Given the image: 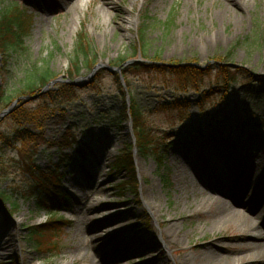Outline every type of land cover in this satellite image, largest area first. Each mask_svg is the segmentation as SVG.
I'll return each mask as SVG.
<instances>
[{"label": "rangeland", "instance_id": "1", "mask_svg": "<svg viewBox=\"0 0 264 264\" xmlns=\"http://www.w3.org/2000/svg\"><path fill=\"white\" fill-rule=\"evenodd\" d=\"M14 1L0 0V13L19 5L30 16L31 29L23 55L12 57L6 66L0 54V88L6 97H16L21 71L33 63L46 61L57 74L54 80H61L49 87L51 91L103 66L98 67L91 84L77 88L78 96L72 100L45 102L41 96L27 100L28 107L45 106L39 116L42 127L31 126L42 137L35 145L33 161L42 169L61 164L62 188L71 204L57 217L69 224L50 239L59 244L56 251L33 249L27 240L30 227L50 217L36 211L33 202L20 198L16 213L7 223L0 221V264H196L198 251L219 242L236 246L230 249V259L222 258L223 264H264V259L256 257L259 249H238V245L256 244L250 235L264 232L256 199L253 213L235 208L241 219L256 221L259 231L246 227L240 219L225 228L212 227L214 218L205 207L218 195L195 175L196 170L203 172L207 160L240 202L248 197L240 191L241 180L252 166L253 181L259 196L264 197V160L254 166L250 156L255 153L264 158V0ZM81 32L96 61L92 69L83 63L81 72L70 78L68 70L73 67ZM227 54L233 65L229 67L242 74L229 92L221 91L213 76L206 79L201 91L179 92L158 72L124 74L136 63L159 68L191 63L214 75L216 58ZM122 58L127 61L120 66ZM136 60L140 62H131ZM102 71L106 73L98 84L100 89H94ZM115 75L131 92L130 98L132 95L143 110L165 148L163 167L153 156L135 150L138 194L125 184L127 171L114 170L122 150L135 140L133 124L123 115L125 97ZM204 90L214 95L205 100ZM128 97L127 93L126 100ZM174 106H182L184 112ZM5 107L0 105V113ZM8 115L0 119L4 130L9 129ZM68 127L85 150L83 161L77 157L76 143L64 149L59 146ZM241 145H249V152ZM228 149L238 150L239 155L226 164L218 151ZM19 150L30 149L21 144L5 155L9 175L0 181L5 193L15 192L28 179L17 165L25 158V154H16ZM10 196L11 203L16 196Z\"/></svg>", "mask_w": 264, "mask_h": 264}, {"label": "trees", "instance_id": "2", "mask_svg": "<svg viewBox=\"0 0 264 264\" xmlns=\"http://www.w3.org/2000/svg\"><path fill=\"white\" fill-rule=\"evenodd\" d=\"M17 3L19 1L15 0ZM14 1V2H15ZM31 19L24 9L19 5L12 8H7L0 13V54L3 57V63L7 66L8 61L14 56L23 55L27 49L25 46V40L30 33ZM230 55L227 54L224 57L216 58V61L220 62L216 67V71L213 75L211 71H202L197 67L191 65V63L182 64L178 67L159 68L157 65L140 63L133 64L128 67L124 74L125 76H140L142 74L160 73L163 74L165 80H170L178 87L179 92H186L188 90L201 91L205 84L206 79L213 76L221 91L228 92L232 85H234L242 76L239 69L229 67L224 63L229 62ZM96 57L93 56L92 46L88 41L84 32L80 33L79 43L76 49L75 57L72 61V68L68 71L70 78H74L75 75L81 72L82 64L92 69L95 65ZM127 61L122 58L120 66ZM158 62V58H155ZM46 61L33 63L27 65L21 71L20 86L17 89V95L5 96V90H0V105L8 107L11 103L20 97L33 96L40 93L51 81H53L57 74L46 66ZM118 65V66H119ZM160 70H157V69ZM168 72V75H166ZM106 71L99 73V77L94 81L93 88L100 89L99 83L103 80ZM114 81L118 83V87L125 97L124 106V118L126 120L132 119L133 131L136 138V148L138 153L144 156H153L163 167L164 165V145L162 140L159 139L155 130L148 125L145 113L139 105L133 100L131 95V104L128 106L126 102L127 93L121 83L119 76H114ZM130 81L126 82L129 87ZM131 93V92H130ZM205 100L213 96V92H203ZM78 96V90L69 84H58L52 91H48L41 97L48 101H59V100H72ZM49 98V100H47ZM15 108V110L6 117V121L9 122V129L4 130L0 127V181L6 178L8 173V166H6L5 155L8 151H16L21 144L29 148L26 152L19 150L16 154H25L22 164L18 162L17 165L21 166L28 176L26 183L23 186L16 187L15 192H6L0 189V221L7 223L8 217L14 215L18 210V200L20 198L33 202L36 211L45 212L50 218H47L46 222L40 223L35 226H31L29 229L28 243L33 249L39 252H54L58 249V243H52L51 238L58 237L63 231L64 227L69 224V221L57 215L70 209L71 200L69 195L62 188L63 175L60 171L58 164L52 165L47 169H42L40 166L35 164L33 161V153L36 143L42 138L41 135L35 134L31 130V126L42 127L39 123V116L42 114V107L33 108L28 107L27 102L23 103ZM5 107V108H6ZM178 112L183 113L184 109L182 106H174ZM185 107V106H184ZM188 108V107H187ZM173 109V107H172ZM175 110V109H174ZM164 112L166 110H163ZM162 111V112H163ZM74 132L68 127L67 133H65L59 143L60 148H67L72 146L74 143L78 145L77 156L78 158L83 156V148L79 146ZM33 142V144H31ZM30 143L31 145H28ZM134 145L131 143L122 150V155L114 162V170L116 173L127 171L128 178L125 182L128 188L132 190L134 194H138V173L135 165L134 157ZM19 154V155H20ZM17 163V162H16ZM16 196L13 201V195ZM9 203L10 207H7ZM1 264H15L14 262H3Z\"/></svg>", "mask_w": 264, "mask_h": 264}, {"label": "bare ground", "instance_id": "3", "mask_svg": "<svg viewBox=\"0 0 264 264\" xmlns=\"http://www.w3.org/2000/svg\"><path fill=\"white\" fill-rule=\"evenodd\" d=\"M245 3V2H244ZM228 7L225 6L224 11H227ZM133 22V18H130V23ZM241 149L245 150L246 153L249 152L250 146L249 145H241ZM238 150H235L232 152L230 149H228L226 152H219V158L224 160L226 164L233 162L234 160H237L238 157ZM250 156L252 157V164L254 166H259L262 161L264 160L263 157H261L260 154L255 155V153H251ZM215 159V158H214ZM213 159V161H214ZM204 164L205 167L203 169V172H200L199 170H196V176L199 178L200 182L205 183V186L210 189L211 192L215 193L218 195V198L214 199L212 202L209 204H206L207 207V214L210 215V218H214L213 220V225L218 226V228H225L226 226H229L231 224H234V221H241L246 227H250V229H253L254 231H259L260 228L258 223L256 221H252L251 218H242L239 217L240 215L238 214L236 210V206H240L246 210L249 211V213H253L252 211V204L253 200L256 199V202L254 203L256 208H260V213L257 216L261 220V224L264 227V197L261 195L259 196V193L257 191L258 187L255 184V174L253 172L254 167H248V171L244 174L242 177V184H241V189L242 194L248 195V197L244 200H241L240 202L235 199V196L232 193V190L228 185H224L223 182L221 181L222 178L220 174L213 168V164L210 165V163L204 159ZM230 167V166H229ZM228 167V168H229ZM246 167L244 166V170ZM255 171V170H254ZM230 179H232V176H229ZM191 182V180L188 181V184ZM230 188V189H229ZM151 209L153 208L150 205ZM202 207V206H200ZM254 207V205H253ZM154 209V208H153ZM155 213V211H154ZM173 215L176 214L175 212H172ZM156 218V215H155ZM261 226V227H262ZM253 235V234H252ZM250 235V240L256 242V244H250V245H238V249L240 251H245L246 249H259L258 250V256H256L259 260L264 259V232L263 233H255L254 236ZM249 239V238H248ZM167 244V243H166ZM164 246L167 250H169L168 246ZM235 245H229L227 242H219L218 244L214 245H206L204 247L203 251H198V259L199 262H196V264H223L222 261L223 259L227 258L230 259V249L234 248ZM236 247V246H235ZM262 255V256H261ZM263 257V258H259ZM224 257V258H223ZM223 258V259H222Z\"/></svg>", "mask_w": 264, "mask_h": 264}, {"label": "water", "instance_id": "4", "mask_svg": "<svg viewBox=\"0 0 264 264\" xmlns=\"http://www.w3.org/2000/svg\"><path fill=\"white\" fill-rule=\"evenodd\" d=\"M0 59H1V56H0ZM131 62H140V61L136 60V61H131ZM101 65L103 66V64H99L98 66H95L94 69L92 70V72L90 73V75L88 77H86V78L85 77H81V78H78V79H75V80H68L67 83L69 85L75 87V88H78V89H82V88L86 87L88 84H91L92 78H93L95 72L97 71L98 67H100ZM228 65L233 66L232 64H228ZM0 66H1V63H0ZM60 81H61L60 79L53 80L48 86H46L43 89V91L41 93L36 94L34 96L24 97L25 101H27L29 99L37 98L39 95L47 92L49 90V87L52 84H54L56 82H60ZM18 101H19V99L16 100V101H14L7 109H5L4 111H2V113H0V119L3 118L5 115L10 114L14 110V108H15L16 104L18 103Z\"/></svg>", "mask_w": 264, "mask_h": 264}]
</instances>
